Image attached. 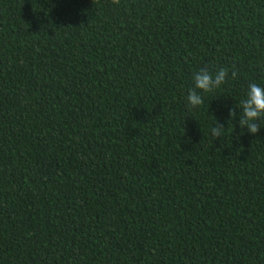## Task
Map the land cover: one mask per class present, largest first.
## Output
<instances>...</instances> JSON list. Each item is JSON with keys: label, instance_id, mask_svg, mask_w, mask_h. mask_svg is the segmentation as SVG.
I'll return each instance as SVG.
<instances>
[{"label": "trees", "instance_id": "trees-1", "mask_svg": "<svg viewBox=\"0 0 264 264\" xmlns=\"http://www.w3.org/2000/svg\"><path fill=\"white\" fill-rule=\"evenodd\" d=\"M0 264H264V0H0Z\"/></svg>", "mask_w": 264, "mask_h": 264}]
</instances>
